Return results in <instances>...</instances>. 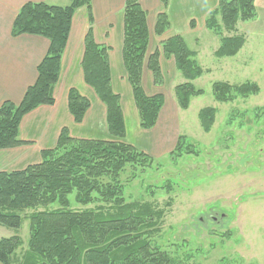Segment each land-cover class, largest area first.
Instances as JSON below:
<instances>
[{
    "label": "trees",
    "instance_id": "1",
    "mask_svg": "<svg viewBox=\"0 0 264 264\" xmlns=\"http://www.w3.org/2000/svg\"><path fill=\"white\" fill-rule=\"evenodd\" d=\"M169 0H162L166 6ZM256 0H220L206 19V27L220 37L218 57L235 56L246 43L238 35L239 21L254 19ZM86 6L90 23L94 22L92 0H73L68 6L44 2L27 3L19 11L13 25V36L40 35L50 40L48 55L38 67V80L31 85L21 103L6 101L0 107V150L28 143L20 138L23 118L40 106L54 105V89L61 71L63 53L68 43L77 9ZM166 12L158 16L156 31L163 35L169 28ZM235 32L225 37L222 32ZM150 33L148 14L140 0H126L124 10L123 61L132 87L144 129L153 128L164 107L162 93L149 96L142 84L143 68L148 67L156 85L164 84L161 57L174 58L177 69L187 80L175 88L179 106L186 110L194 97L205 93L192 83L204 70L197 61V52L186 40L172 36L162 42L147 60ZM109 47L96 41L93 28L85 37L82 62L85 81L107 107V122L113 139L97 140L72 137L63 128L56 147L45 149L39 163L24 169L0 172V225L19 228V211L34 209L30 216V239L23 255L16 251L23 242L18 237L0 240V261L3 264H169L166 254L150 243V235L159 221L158 211L150 204L127 203L118 196L122 187L116 183L118 173L129 163L149 165L156 161L147 153L125 142L126 127L121 96L112 86ZM255 82L235 85L215 82L217 101L233 102L260 93ZM91 101L77 88L69 91V109L77 123L83 121ZM217 110L204 107L199 112L202 129L209 133L216 122ZM195 144L180 142L171 156L198 153ZM76 203L95 208H70V195ZM97 194L98 196H96ZM58 204L57 209H50ZM40 208H44L40 210Z\"/></svg>",
    "mask_w": 264,
    "mask_h": 264
},
{
    "label": "rangeland",
    "instance_id": "2",
    "mask_svg": "<svg viewBox=\"0 0 264 264\" xmlns=\"http://www.w3.org/2000/svg\"><path fill=\"white\" fill-rule=\"evenodd\" d=\"M121 2L105 0L112 16L121 11ZM255 5L256 17L238 22V35L247 41L236 56L218 57L215 51L220 37L206 28L182 35L189 47L197 51V60L205 70L202 77L193 81L205 93L194 97L187 110L176 107L174 116L180 135L186 137L187 144H195L198 153H168L149 165L129 163L118 173L116 183L122 187L119 197L127 203L150 204L160 214L149 238L153 247L166 254L169 264H264V0H256ZM83 10L77 16L81 23L85 21ZM149 15H154L152 9ZM120 25L113 22L112 43H105L111 45L115 69L114 57L121 48ZM153 30L152 26L151 34ZM234 34L222 32L225 37ZM168 36L159 38L154 34L150 51ZM162 64L167 81L152 91L160 90L170 106L173 101L177 104L173 88L184 79L175 73L172 59H164ZM145 79L146 73V86ZM215 82H255L261 90L247 98L220 102L213 93ZM204 107L217 110L209 133L202 129L198 116ZM75 197V192L69 197L74 210L95 208L103 202L82 206ZM58 207L53 204L50 209ZM33 212V208L18 212L22 217L19 228L0 225V240H22L23 245L16 251L18 257L29 244Z\"/></svg>",
    "mask_w": 264,
    "mask_h": 264
},
{
    "label": "crops",
    "instance_id": "3",
    "mask_svg": "<svg viewBox=\"0 0 264 264\" xmlns=\"http://www.w3.org/2000/svg\"><path fill=\"white\" fill-rule=\"evenodd\" d=\"M72 1L73 0H0V107L6 101H12L16 104L22 102L27 89L38 80V67L48 55L50 49V40L46 37L32 34L13 36V25L20 9L30 2H44L50 5L64 7L70 5ZM219 2L220 0H169L168 4L165 6L162 0H140L143 9L146 10L148 14L150 42L147 60L151 54L161 48L164 40L172 36H182L187 32H193L194 34L198 28H206L212 31L206 27V19L208 15L218 7ZM125 5L126 0H123L120 8L119 5L117 6L121 11L118 10L117 14L112 16L106 8L105 0H92V13L94 18L92 24L90 23L87 7L84 6L77 9L73 17L68 43L63 53L60 77L54 89L56 102L51 106H40L23 118L20 125V138L28 143L19 147L0 150V172L20 170L26 168L30 164L39 163L41 161L42 151L56 147L61 131L65 127L69 129L71 136L75 138L97 140L113 139L108 128L107 107L100 100L95 90L86 83L82 66L85 53V37L89 28H93L96 41L100 44H105L106 41L110 40L113 22L121 23L120 34L118 36V43L121 48L117 53V57H114V60L117 61V63H115L116 69L115 67L113 68V52L111 50H109V58L112 72V86L114 91L121 96V105L126 127V137L124 140L126 143L147 153L155 159L168 153L171 154L176 150L180 142V137L183 136L180 135L177 129V121L174 116L176 107L182 110L176 96L175 99L177 104L173 101L170 106L165 99L164 107L153 128L144 129L140 125V115L123 61ZM81 9H84L83 13L85 17V21L82 20V23L77 19L79 15L78 11ZM150 9L154 11L152 17L149 15ZM162 12L167 13L170 24L166 32L163 35H159L156 28L158 16ZM199 22L201 24H199ZM79 25L81 26L78 28ZM152 26L154 30L151 34L150 30ZM154 34L159 38L165 37L167 34L169 36L162 40L160 45L151 52L150 45ZM120 37L121 43L119 41ZM110 46H108L109 49L111 48ZM219 47L220 45H218L217 49ZM163 58L166 60L172 59L174 61L175 73L181 79H184L181 83L186 82L187 80L185 77L177 69L174 58H167L162 55L161 66L164 83L167 81V73L162 64ZM145 73L146 86L144 83ZM142 81L143 87L149 96L162 93L157 89L152 91V88L160 87V85L154 83V75L148 67V61L143 68ZM176 86L173 88L174 93ZM72 88H77L89 99L90 97H94V100H92L97 103V105L94 106L90 99L91 108L80 123L76 122L69 109V91ZM58 97L62 100L61 104H58ZM183 137L186 138L185 136ZM0 264L3 263L0 261Z\"/></svg>",
    "mask_w": 264,
    "mask_h": 264
}]
</instances>
